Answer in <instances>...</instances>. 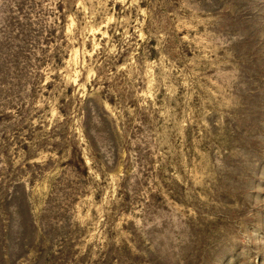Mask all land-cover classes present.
Segmentation results:
<instances>
[{"label":"rangeland","instance_id":"1","mask_svg":"<svg viewBox=\"0 0 264 264\" xmlns=\"http://www.w3.org/2000/svg\"><path fill=\"white\" fill-rule=\"evenodd\" d=\"M0 264H264V0H0Z\"/></svg>","mask_w":264,"mask_h":264},{"label":"trees","instance_id":"2","mask_svg":"<svg viewBox=\"0 0 264 264\" xmlns=\"http://www.w3.org/2000/svg\"><path fill=\"white\" fill-rule=\"evenodd\" d=\"M110 102L112 103L113 101H110ZM81 162H82V164H84V160H83V159H82V161H81Z\"/></svg>","mask_w":264,"mask_h":264}]
</instances>
